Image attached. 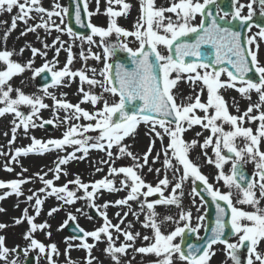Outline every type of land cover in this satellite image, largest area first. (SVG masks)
Returning a JSON list of instances; mask_svg holds the SVG:
<instances>
[{
  "label": "snow or ice",
  "instance_id": "1",
  "mask_svg": "<svg viewBox=\"0 0 264 264\" xmlns=\"http://www.w3.org/2000/svg\"><path fill=\"white\" fill-rule=\"evenodd\" d=\"M216 2L217 0H203V2L172 0L167 7H157L155 0H141V15L134 24L135 30H126L119 26L116 20L117 17L126 15L131 7L125 0H107L109 4L105 10L109 17L107 27L91 23V17L100 12V0H95V12L89 10L87 0H76L75 21L81 27H87L90 30L89 33H79L74 32L71 27H62L63 16L72 13L59 3L49 10L41 5L40 0H0V12H12L14 8L18 9V15L13 16L11 27L4 33L5 45L11 31L17 27V20L27 24L29 19H35L30 15L32 12L39 14L40 23L28 28L21 35H27L28 32L43 28L49 33L53 29L61 33L66 32L72 38L71 44H66L60 36L53 41L54 46L59 44L56 48L57 56L61 49H65L68 53L67 61L60 70H54L55 64L59 62L58 59L53 62L46 61L41 67L33 69L34 59L22 65L12 59L17 54L14 50H7L6 47L0 50V104L3 105L0 106V117L14 114L12 139L8 142L10 145L15 142L17 129L21 127L27 133L30 127L43 128L45 124L69 125L61 138L42 141L32 137V143L29 146L15 148L11 160L19 162V157L30 153L42 155L52 150L67 152L68 148L73 149L65 156L57 157L58 162L55 164L53 179L46 178V172L43 174L37 172L35 176L43 184V187L37 191L43 193L45 198L54 196L58 201L67 205L75 204L80 199H86L103 218L102 226L93 231H86L78 224L76 225L75 230L80 235L73 239H79L81 243L77 247L86 250V264H94L96 260L91 255L95 245L88 243V238L99 242L102 236L106 237L108 246L104 250L105 253L115 264H120V256L125 255L127 249L133 246L136 238L141 236L139 232L133 234L121 228L120 225L124 223L128 212H124L120 222L115 225L107 216L106 209L110 205L128 206L131 209L130 201L140 204V212L144 214L142 227L150 229L153 233L151 237L144 235L142 239L149 242L148 245L135 248V251L141 254H155L160 258L157 264H175V260H179L182 264H209L211 257L215 255L213 248L217 244L225 246L224 251L232 264H245L241 258V249L246 250V264H257V262L264 264V254L257 251L258 244L264 241V206L261 204L264 199V151H261L259 147L264 139V111H261L264 107V63L258 56L260 48L258 40L264 41V26L258 24L260 31L247 38L240 31L223 27L218 23V13L214 15L208 9L209 5L216 4ZM258 2L264 8V0H258ZM255 3L257 0H251V3L247 5H234V11L231 12L232 20H238L240 26L249 32L253 26L251 22ZM112 4L121 5V10H114ZM245 7L248 9L247 15L242 14ZM85 14L89 18L87 24L84 23ZM198 15L202 19L198 24L193 23ZM228 15L229 13L225 12L223 16H219V20H224ZM261 15L264 16V11ZM54 16L60 19V23L52 19ZM113 34L116 35L117 42L107 43V38ZM94 37H99V42ZM129 37L138 42L137 48L129 47L127 42ZM77 40L81 44L86 42L88 45L97 44L98 47L103 48L104 66L99 71L101 79L95 78L97 73L95 68L91 69L93 75L89 76L84 70L72 71L69 67L74 59L72 45ZM205 45H211V49L204 48ZM44 47L48 48L49 45L45 44ZM24 51V48H20L18 54L23 55ZM30 51L32 57L38 54L47 55L46 52H41L35 47H32ZM117 51L126 52L131 58L133 67L129 69L117 63L113 74V65L108 63V60ZM89 52L91 58L98 61L102 59L100 54L91 53L90 49ZM80 56L84 60L89 58L85 56L83 50ZM206 56L211 58L206 60ZM27 70L32 71L33 79L39 76L48 79L50 74L51 84L43 86L42 96L28 95L20 88L12 87L10 81L13 77ZM250 72L257 74L258 79L249 78ZM223 76L227 79H222ZM77 77L81 82L78 91L82 94V100L75 105L63 99H57L48 90L49 87L64 86L65 78L71 81ZM181 82L190 84L195 95L184 98L179 89ZM85 83L90 89L100 87L103 92L95 94L85 91L83 87ZM228 89L236 90L241 97L248 100H251V93L255 91L259 100L255 104L250 103L240 115L230 114L229 105L222 94ZM205 90L206 100L202 101L201 96ZM14 91L15 98L11 95ZM103 93L118 97V101L110 103ZM44 97H49L54 102L52 111L56 117L55 120H42L40 117L41 109L49 108V105L44 103ZM86 102H90L93 106L92 112L81 107V103ZM98 104L101 107L97 108ZM21 106L28 107L31 111L25 113L20 110ZM58 110L65 112L62 121L56 116ZM196 110L202 111L204 115H197ZM254 110L259 114L252 115ZM236 111L240 112V109L237 108ZM81 118L87 123H72L73 120L78 122ZM246 119L250 122H259L255 132L252 127L244 126ZM141 124L146 125L149 128V135L154 137L150 139L148 149L142 156L134 154L129 150V145L124 143L126 138L135 136ZM197 125L210 130L211 135L205 138L203 143L195 139L190 142L186 141L184 133ZM225 125L230 126V130L225 131ZM89 133L96 134L90 135ZM196 135L200 136L201 133H196ZM237 138L244 140L242 147L237 145ZM157 139L161 142L163 151L162 153L155 152L153 156ZM165 139H167L166 145H164ZM197 146L202 149L212 148L215 159L209 157L207 151H204L202 155L208 164H214L219 170L216 180H222L227 191L222 192L219 187H214L208 177L202 174L199 164L190 158V151ZM114 148L117 149L115 153ZM91 149L103 151L109 158L101 161L108 165L107 176L92 183H85L77 175L65 184L56 186L54 180H59L61 173L65 176L68 174L61 166L68 164L71 160L84 159ZM225 149L231 155L224 154ZM77 153H82V155L78 156ZM161 155H163L164 173L163 177L159 178L161 169H153L150 166V157H152L151 163L154 164ZM114 156L115 159L129 157L133 164L117 168L114 166L115 160L112 159ZM248 160L256 162L258 181L249 179L242 168ZM229 161H231V173L225 174L223 168ZM145 167L148 172L157 173L158 183L155 186L147 183L140 174ZM5 170L12 172L13 168L6 164ZM96 170L102 171L100 168ZM26 171L27 169L23 168L18 175L22 176ZM169 171H171V178L168 175ZM121 174H123V179L119 181V187H117L114 178ZM188 181L191 182L193 196L199 197L202 203L205 201L203 193L211 197L216 207V218L214 226L210 228V234L206 238H199L203 242L199 245L187 243L185 250L181 243H174V241L177 237L183 241L186 232L197 233L201 225L191 226V211L181 210L178 220H175L170 215L159 217L155 208L157 205H175L181 208L180 198L184 195V184ZM29 182H31V177L12 179L7 182L0 180V189L6 190L3 195H0V200L11 195L23 196L22 186ZM69 185H73L74 188L70 189ZM201 187L203 193L199 190ZM169 188L170 193L165 196L164 190ZM81 190L83 195H77ZM102 190L110 193L127 191V195L114 202L105 201L103 205L98 206L94 201L102 195ZM156 194H159L160 198L149 201L148 198ZM27 200H34L32 207L35 215H29V209L25 208L23 215L16 218L15 223L19 225L27 222L29 231L25 233L24 239L30 241L31 249H39L41 253H44L46 246L33 238V233L37 230L50 227L46 221L40 224L34 222L36 216L40 215L44 199L37 195V192H32L27 196ZM193 204H195V199H193ZM237 205H248L252 210H245ZM57 211H60V207L51 208L48 215L51 216ZM116 215L120 217L119 212ZM132 215L139 219L136 212H132ZM197 219L202 221L204 217L198 216ZM69 221H76V217L71 213H68L61 229L66 227ZM165 222H174L177 225L183 222V226H177L165 234L162 231ZM5 227V224L0 223V229ZM110 229L122 234L126 242L116 246ZM226 230L232 236L238 237L236 243L229 242ZM116 239L119 237L117 236ZM49 247L53 253L59 255L55 244ZM72 247L73 245H68V249ZM9 251L5 246V237L0 235V259L7 261ZM48 259L51 264L52 256L49 255ZM12 264H15V261ZM67 264H74L70 257Z\"/></svg>",
  "mask_w": 264,
  "mask_h": 264
},
{
  "label": "rangeland",
  "instance_id": "2",
  "mask_svg": "<svg viewBox=\"0 0 264 264\" xmlns=\"http://www.w3.org/2000/svg\"><path fill=\"white\" fill-rule=\"evenodd\" d=\"M41 5L51 10L52 7L59 3L62 7L69 9V3L68 0H40ZM89 5V10L92 12H95L96 4L95 0H87ZM126 3H129L131 5L130 9L127 10L126 15H123L121 17H117V24L126 30H135L134 24L136 21L139 20L141 11H140V5L141 0H125ZM172 2V0H155V4L157 7H167ZM200 2H203V0H200ZM248 3H251V0H235V6H238L239 4L247 5ZM109 6L107 3V0H100L99 8L100 12L98 14H95L91 17V23L96 26H104L107 27V24L109 22V17L106 15V8ZM114 10L120 11L122 6L117 4L111 5ZM253 9H261V11H264V8L259 4L258 0L257 3L253 4ZM253 10V11H254ZM242 14H248V9L245 7L242 11ZM18 15V9L14 8L12 12H0V50H4L6 47L7 50H14L17 54H15L12 59L21 63L22 65L25 64L28 60L34 59L33 69L41 67L46 61L47 62H53L54 60L58 59V63L55 64L54 70H60L64 67L66 61H67V51L65 49H61L59 51V54L57 56L56 48L59 47V44L53 45V41L57 36H60L61 40L66 42V44L72 43V38L67 35V33H61L56 30H52L50 33L46 32L43 28H38L35 32H28L27 35H21L22 32H25L28 28L32 27L35 24L40 23L39 14L32 12L30 15L35 17V19H29L28 23L25 24L22 21L17 20V27L15 30L11 31L10 35L7 38L6 45L3 41L4 33L11 27L12 24V18L13 16ZM170 15V14H166ZM88 18V17H87ZM230 18V16H228ZM47 19V17H45ZM53 20L56 21V23H60V19L57 17H53ZM202 19L201 16H197L196 20L193 23H199V21ZM63 25L62 27H69L68 26V18L67 15L63 16ZM89 21V18H88ZM260 29L258 28H252L249 32V35H256ZM97 42H99V37H94ZM123 39V38H122ZM117 37L115 34H113L111 37L107 38V43H116ZM127 42L129 47H132L133 49L138 47V42L135 41L134 38H127ZM258 43L260 44L259 48V59L262 63H264V41L258 40ZM49 45L48 48H45L44 45ZM32 47H35L39 49L41 52H46V56L37 55L35 57H32L30 49ZM20 48H24L25 51L23 55L18 54V50ZM89 49L91 50V53L100 54L102 59L101 60H95L91 58ZM83 50L85 56H88L89 58L87 60H84L81 58L80 53ZM124 52V51H123ZM72 54H73V63L69 66L72 71L77 70H84L91 71L93 68L102 69L104 66L103 61V48L98 47L97 44L88 45L86 42L81 44L79 40L75 42V44L72 45ZM114 56L110 57L108 60V63L112 64ZM89 76H92V72H89ZM175 75V74H173ZM99 71L96 73V77L98 79ZM101 78V77H100ZM222 79H227L226 76H223ZM73 79L71 81L68 80V78H65L64 80V86L59 87H49V91L57 97V99H63L67 102H70L72 104L79 103L78 100H76V83L74 84ZM12 87L14 89L20 88L25 94L28 95H43L42 88H40L37 84V77L32 78V71L27 70L23 74L13 77V79L10 81ZM85 91H91L95 94H101L103 90H99V87L95 88H89V86L85 83L83 85ZM179 89L181 94L184 98H187L188 96H194L195 93L192 91V86L186 82H181L179 85ZM66 94V95H64ZM222 94L224 95L228 105H229V111L230 114L234 115H240L242 114L249 106V104H255L258 102L259 97L258 94L253 91L251 93V100L245 99L241 97V95L234 89H228L226 91H223ZM13 98L16 97L15 91L11 94ZM104 97L111 103L113 101H118V97H113L108 93H103ZM201 100H206V90L204 94L201 96ZM44 103L49 105V108L47 109H41L40 111V117L42 120H49L54 119L55 116L53 115L52 107L54 105V102L49 97H44ZM0 106H3L0 104ZM85 110L92 112L93 106L92 105H85L83 104L81 106ZM97 108L101 107L100 104L96 106ZM239 108L240 112H237L236 109ZM21 111L28 113L31 111L30 108L21 106ZM261 111H264V107L261 108ZM196 114L203 116L204 113L200 110H196ZM259 113L254 110L252 115H258ZM56 116L59 117V120L62 121L65 112L63 110H58L56 113ZM14 119V114H6L3 117H0V153H3L0 155V180H3L5 182L10 181L12 179H20V178H28L31 177V182L26 183L22 186V189L24 191V195L17 197L15 195L8 196L5 199L0 200V209H3V211H0V223H3L6 225L5 228L0 229V235H3L5 237V246L10 250L7 261H1L0 264H12L13 261H15V264H25L27 258L29 255H32L35 257L34 264H50L48 256H52V262L51 264H67L68 258L70 257L71 260L74 262V264H86L87 259V253L86 250L77 247L81 243L80 240L73 239L67 232L65 227L61 229V225L64 223V221L67 219L68 213H71L76 217V222L82 226L86 231H93L103 224V218L100 216L99 220H94L88 213V209L91 207L89 201L86 199H80L75 202V204L67 205L64 204L62 201H58L54 196H49L48 198L44 199V194L39 193L37 190L43 187L42 182L36 178L35 173H47L46 178L53 179L55 172V164L58 162L57 157H63L67 154V152L73 151L72 148H68L67 152L63 150H58L54 153H43L47 155H41L36 153H31L32 156L26 157L25 159H19V162H15L11 160L12 154L15 152V148L17 147H27L32 143V137H35L36 139H40L42 141H46L48 139H56L61 138L66 128L69 126L67 124L59 123V126L52 125L51 129H46L45 127H36V128H29L27 133L23 130L21 127L20 129H17L16 132V140L13 144H9V140L12 139V132L11 129L13 127L12 121ZM72 123H80V124H86L87 121H85L83 118H81L80 121H72ZM258 121L256 122H250L245 120L244 126L245 127H252L254 132L255 129L258 127ZM225 131L230 130V126L225 125ZM7 133V135H5ZM196 133H201L200 136H197ZM90 135H95L96 133H89ZM209 135H211L210 130L203 129L201 126H194L192 129L188 130L186 133H184V139L186 141H192L193 139L197 140L199 143H203V140L207 138ZM154 137H151L149 135V128L141 124L138 126L137 132L134 137L126 138L124 143L129 145V150L132 151L134 154L142 156L145 151H147L150 139H153ZM238 146L244 145V140L242 138H237L236 141ZM167 144V139L164 141V145ZM241 146V147H242ZM260 150L264 151V139H262L260 144ZM117 151L116 148L113 149V152L115 153ZM163 148L161 142L157 139L155 143V148L153 152V156L155 155V152H161L162 153ZM204 151H207L208 156L215 159V154L212 151V148L209 147L208 149H202L201 147L197 146L193 150L190 151V158L199 164L200 170L202 174L208 177L209 182L213 183L214 187H219L222 192L227 191L228 189L224 186L223 181H217L216 176L219 173V170L215 167L214 164H208L205 160V157L202 155ZM224 154H228L227 150H223ZM77 155H82V153H77ZM231 155V154H228ZM109 159L105 152L91 149L89 150L88 155L84 159H77V160H71L68 164L62 165V169L66 171L68 174L65 176L63 173L60 175L59 180H54V184L56 186H61L65 184L67 181L74 179L77 175L80 177L82 182L85 183H92L94 181H97L108 174V165L102 163L101 161ZM115 160V167H121V166H130L133 164V161L129 157H121L120 159H115V156L112 158ZM247 159V157H245ZM152 157H150V166L155 168L161 169V174L159 178L163 177L164 168H163V155H161L160 159L157 160L154 164L151 163ZM8 164L10 167L13 168L12 172H8L5 170V165ZM206 168H203L205 165ZM204 165V166H203ZM245 168L249 170V172L253 176V180H259V177L257 175V169H256V162L248 160L247 163L243 164ZM208 166L212 167V169H209ZM26 168L27 171L23 172V175H18L22 172V169ZM100 168L102 171H97L96 169ZM49 169H53V171H49ZM223 171L225 174L231 173V161L226 163L224 165ZM142 177L145 179V181L153 186H155L158 183V175L157 173L148 172L147 167H145L142 172L140 173ZM169 178H171V171L168 173ZM113 178V177H109ZM116 186L119 187V181L123 179V174L116 176L115 178ZM69 188H74L73 185H69ZM192 185L191 182H185L184 184V195L180 198L181 199V208H177L175 205H157L155 210L158 213L159 217L164 216H173L175 220H178L179 213L181 210L191 211L192 213V219H191V226L196 227L198 224L201 225L197 232V238L201 237L205 226H206V211L207 207L206 204L201 202L199 197H194L192 192ZM31 190V191H30ZM91 190V189H89ZM5 189H0V195H3L5 192ZM146 191V189H145ZM32 192H37V195H39L42 199H44V204L42 206V210L40 212L39 216H36L35 223L40 224L43 222H47L50 227H46L43 230H37L35 233H33V238L38 240L39 242L43 243L46 248L45 252L41 253L39 249H31L30 248V241L24 239V235L26 232L29 231V225L27 222H22L21 224L17 225L15 223L16 218H19L23 215V210L25 208L29 209V215H35L34 209L32 205H34L33 201H28L27 196L30 195ZM165 196H167L170 193V188L165 189ZM77 195H83L82 190L77 193ZM127 191H119V192H108L106 190H102V195H99L94 203L98 206H101L105 203V201L108 202H114L115 200L122 199L126 197ZM257 195H259L257 191ZM159 194H156L152 197H149V201L157 199ZM160 198V197H159ZM143 199V197H141ZM193 199H195V204H193ZM129 204L131 205V209H129L128 206H114L110 205L107 209V216L110 219L111 223L113 225L120 222V218L123 217L124 212H128V216L124 218V223L121 224V228L125 231H131L133 234L136 232H139L141 234L140 237H137L135 242L133 243V246L129 249H127V252L125 255L120 256V264H157L158 260L160 259L155 254H141L137 253L135 251V248L147 246L149 242L144 241L142 237L144 235L152 236V231L150 229L142 227V223L144 221V214L140 212V204L138 202H132L130 201ZM262 206H264V199L261 201ZM18 205V207H17ZM238 207H242L245 210H252L248 205H237ZM54 207H60V211H57L53 213L51 216L48 215L49 210ZM77 209H80V211H77ZM96 209V208H95ZM199 209V211H197ZM120 213V217H117L116 213ZM132 212H136L139 216V219H137V216L132 215ZM198 216H203L204 219L202 221L198 220ZM131 225V227H129ZM177 226H183V222H180L179 225H177L174 222H165L162 226V231L165 234H168L170 231L174 230ZM113 235V240L115 242L116 246H119L120 244L125 243L124 236L120 233H117L114 229H110ZM50 233V235H49ZM119 237V239H116V237ZM238 241V237H232L229 242L236 243ZM88 243H92L95 245V247L92 250L91 255L96 258L94 261V264H115V262L111 259V257L105 253V248H107V239L106 237L102 236V239L97 242L93 240L92 238H88ZM131 243V242H129ZM174 243H181V238L177 237ZM55 244L57 251L59 255L56 253H53L51 251L50 245ZM71 244L73 247L71 249H68V245ZM225 246L221 244H217L214 246L213 250L215 252V255H213L209 261V264H232V261L227 257L226 252L224 251ZM15 249V251H12ZM257 251L264 254V241H261L258 244ZM67 252V255L65 253ZM241 258L246 264L247 259V253H243L242 250H240ZM175 264H182L179 260H175ZM258 264V262H257Z\"/></svg>",
  "mask_w": 264,
  "mask_h": 264
},
{
  "label": "water",
  "instance_id": "3",
  "mask_svg": "<svg viewBox=\"0 0 264 264\" xmlns=\"http://www.w3.org/2000/svg\"><path fill=\"white\" fill-rule=\"evenodd\" d=\"M71 3H72V10H71V15H70V27L72 29H74L76 32H79V33H86L89 31V29L87 27H81L80 25H78L75 21V15H74V12H75V4H76V0H70ZM224 3L225 6V9H227L226 11L229 13L231 12L232 10L230 9L229 6H231V0H221L220 3ZM229 8V9H228ZM208 9L211 10L213 12V14L215 15L216 14V6L213 4V5H210L208 6ZM84 18V23H86V20H85V16L83 17ZM218 19V23L221 24V26L223 27H229L233 30H237V31H240L242 32V34L244 35V37L246 38V32L248 31L247 29L245 28H242L240 26V22L238 20L236 21H232V22H228L226 20H219ZM252 24L256 23V24H259V25H262L264 26V19H259L257 18L256 20H252L251 22ZM204 48H207V49H211V45H205L203 46ZM214 51V50H213ZM211 57L209 56H206L205 59H210ZM119 63V64H123L125 67L127 68H132L133 65H132V62H131V58L128 56V55H125L124 57H121L120 55L118 56V58L115 60L114 62V68H113V74L115 73V65ZM249 78H252L254 80L258 79V76L257 74H255L254 72H250L249 74ZM51 83V79H50V75L48 77V79H45L43 76H40V85L41 86H44L45 84H50ZM247 176V175H246ZM248 177V176H247ZM250 179V178H249ZM202 193H203V188L201 187L199 189ZM208 205H209V213H208V221H209V224H208V234L207 236L210 234V228L212 226H214V223H215V218H216V207H215V204L211 201V197H209L207 195V193H203ZM76 224L74 222H71L69 225H68V228L67 230L75 235V236H78L80 235L76 230ZM195 233H191V232H186L185 236H184V239H183V248H185L186 250V244L187 243H191V244H194V245H199L201 244L203 241H200V242H193V237H194ZM226 235H228V237L231 236L230 232H228L226 230ZM206 236V237H207ZM205 237V238H206Z\"/></svg>",
  "mask_w": 264,
  "mask_h": 264
},
{
  "label": "bare ground",
  "instance_id": "4",
  "mask_svg": "<svg viewBox=\"0 0 264 264\" xmlns=\"http://www.w3.org/2000/svg\"><path fill=\"white\" fill-rule=\"evenodd\" d=\"M97 69V68H96ZM101 70V69H100ZM99 69H97V72L98 71H100ZM89 72H91V71H86V74L88 75L89 74ZM98 79H101L100 77H98ZM76 83V100H78V102L79 101H81L82 100V94L78 91V89L81 87V82H80V80H79V78L77 77L76 78V80L74 81V84ZM99 90H101L102 91V89L99 87ZM83 104H85V105H91V103L90 102H86V103H81V106L83 105ZM241 146H242V144H241ZM58 150H52V151H49V153H54V152H57ZM48 153V154H49ZM43 155H47V154H43ZM30 156H32V155H30ZM27 157H29V156H27ZM205 165V164H204ZM203 165V166H204ZM207 166L205 165L203 168H206ZM208 168L209 169H212V167H210V166H208ZM214 169V168H213ZM212 169V170H213ZM51 197V196H50ZM46 198H48V197H46ZM45 197H44V199H46Z\"/></svg>",
  "mask_w": 264,
  "mask_h": 264
}]
</instances>
